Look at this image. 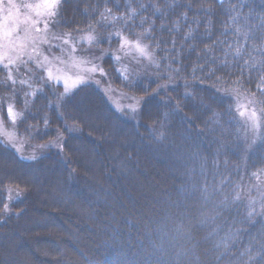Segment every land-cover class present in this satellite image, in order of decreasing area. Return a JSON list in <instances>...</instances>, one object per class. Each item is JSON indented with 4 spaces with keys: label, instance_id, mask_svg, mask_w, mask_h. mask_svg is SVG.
Instances as JSON below:
<instances>
[{
    "label": "trees",
    "instance_id": "obj_1",
    "mask_svg": "<svg viewBox=\"0 0 264 264\" xmlns=\"http://www.w3.org/2000/svg\"><path fill=\"white\" fill-rule=\"evenodd\" d=\"M54 28L94 34L96 58L122 32L156 66L124 80L112 54L101 58L108 81L143 102L135 113L116 111L94 83L66 93L31 64L30 85L0 69L5 124L13 98L19 134L52 144L24 160L0 137V264H253L249 253L264 255V206L254 199L264 175V0H62ZM241 102L260 112L256 141Z\"/></svg>",
    "mask_w": 264,
    "mask_h": 264
},
{
    "label": "rangeland",
    "instance_id": "obj_2",
    "mask_svg": "<svg viewBox=\"0 0 264 264\" xmlns=\"http://www.w3.org/2000/svg\"><path fill=\"white\" fill-rule=\"evenodd\" d=\"M43 3L44 0H15V5H10L8 0H4V15L7 17L12 14L15 18L12 29L6 21L4 32L0 34V69L5 68L9 71V80L17 84L21 75L23 83L30 85L28 72L31 73V68L29 69L28 65L31 64L37 70L43 71L49 81L63 86L66 93L87 83H94L103 91L116 111L128 110L131 113L138 111L140 105L136 101L139 99L130 93L116 89L108 81L107 74L101 65V58L112 54L118 64V71L125 80V78L128 79V74L134 67L138 72L145 69V66H156L155 55L149 47L139 40L128 39L122 32H116L111 40L119 41L117 47L111 52L104 50L103 56L99 55L96 58L91 46L99 42L97 37L94 34L74 38L61 36L54 28L59 7L52 10L56 13L52 15L49 9L40 7ZM29 5L34 7H29ZM17 6L19 14H17ZM16 26L19 27L18 32L14 30ZM137 43L140 45L139 48L135 46ZM2 103L0 98V137L2 141L24 160L33 159L44 151L46 152L47 147L52 144L33 145L29 138L20 135L17 131L22 114L16 109L13 98L7 99L5 103L9 125L5 124ZM133 108H136V111H133ZM9 109H11L10 113ZM239 115L251 136L253 135L252 141H256L262 126L259 110L253 104L241 102ZM259 176H262V173ZM258 179L261 181L255 188L258 195L254 193V199L264 206V175L263 178L258 177ZM9 195H13L12 190ZM10 198L11 200L16 199V197ZM11 263L13 261L11 257H8L7 264ZM14 264L26 263L17 261Z\"/></svg>",
    "mask_w": 264,
    "mask_h": 264
},
{
    "label": "snow or ice",
    "instance_id": "obj_3",
    "mask_svg": "<svg viewBox=\"0 0 264 264\" xmlns=\"http://www.w3.org/2000/svg\"><path fill=\"white\" fill-rule=\"evenodd\" d=\"M8 4L15 5V0H8ZM61 4V0H44V3L40 5V7H45L49 9V12L52 15H55L56 13L52 10L57 9ZM29 7H34L32 5H29ZM17 14H19V7L17 6ZM39 14V13H38ZM6 21L9 25V28L12 29V26L15 24V18L12 14H9L7 17L4 15V0H0V34L4 32ZM16 32L19 31V27L16 26L14 29ZM11 34V32H10ZM137 48L140 47V45L137 43L135 45ZM136 103L140 105V108L142 110L143 102L140 100H137ZM9 113L11 112V109L8 110ZM133 111H136V108H133ZM261 257H264V255L260 256L259 258L251 256L249 253V258L253 261V264H256V262L261 260Z\"/></svg>",
    "mask_w": 264,
    "mask_h": 264
},
{
    "label": "water",
    "instance_id": "obj_4",
    "mask_svg": "<svg viewBox=\"0 0 264 264\" xmlns=\"http://www.w3.org/2000/svg\"><path fill=\"white\" fill-rule=\"evenodd\" d=\"M222 1V0H221Z\"/></svg>",
    "mask_w": 264,
    "mask_h": 264
}]
</instances>
